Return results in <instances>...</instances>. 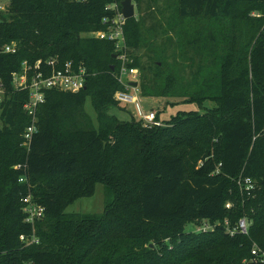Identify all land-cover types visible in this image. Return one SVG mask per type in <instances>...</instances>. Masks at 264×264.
I'll return each instance as SVG.
<instances>
[{
  "label": "trees",
  "instance_id": "obj_1",
  "mask_svg": "<svg viewBox=\"0 0 264 264\" xmlns=\"http://www.w3.org/2000/svg\"><path fill=\"white\" fill-rule=\"evenodd\" d=\"M122 1L10 0L0 13V46H18L0 54L11 92L0 106V264H261L252 250L264 251V16L252 14L264 15V0H166L164 8L150 0L158 25L126 20V65L139 70L142 98L215 105L165 127L110 113L122 110L114 100L125 88L120 52L92 34L107 29V8ZM50 58L82 65L89 77L78 93L46 92L27 150L29 94L12 92V74ZM21 164L25 184L14 169ZM29 183L46 215L36 224L39 243L25 247ZM98 184L108 198L101 215L67 212ZM241 219L248 233H227ZM205 221L214 230L186 231Z\"/></svg>",
  "mask_w": 264,
  "mask_h": 264
},
{
  "label": "built area",
  "instance_id": "obj_2",
  "mask_svg": "<svg viewBox=\"0 0 264 264\" xmlns=\"http://www.w3.org/2000/svg\"><path fill=\"white\" fill-rule=\"evenodd\" d=\"M112 10L114 15L111 19L105 18L103 24H107L105 31L94 32L93 37L99 40H107L113 42L116 46V50L119 53V60L121 61L120 72L117 74V79L125 87L123 91H118L114 95V100L120 105H138L140 102L139 87H132L129 83L139 82L140 74L138 69L129 68L126 63L127 57V45L124 27L126 19L117 5H111L107 8ZM7 7L0 4V13H6ZM253 17L260 18L264 15L259 13H253ZM2 20L0 19V26ZM18 46L16 43L0 46V54H17ZM89 77L88 71L84 66L80 65L75 67L73 63L66 62L62 64L56 58H50L47 60H38L34 64H30L24 61L21 65V69L18 72L12 74V92H28V101L24 104V111L31 119V123L26 127L22 134L23 143L22 146L27 150L30 149L33 136L38 132V112L39 108L46 102V92L48 90H56L66 93H78L86 87L87 78ZM127 77L129 83L123 82ZM11 96V92L8 89L3 78L0 77V106L5 104L8 98ZM145 127H161L163 123L158 119V115L155 112L148 114L142 113L141 120ZM16 170L23 171V175L19 179L21 183H28L27 164H21L14 167ZM244 185L246 191H252L255 189V183L251 178L244 179ZM22 210L25 215L24 222L32 227V233L30 235H21L20 241L25 247L39 243V238L36 236V224L38 221H42L46 215V208L37 203L32 194V186L28 184V192L22 196ZM229 207V206H227ZM228 225V222H226ZM248 223L246 219H241L234 228H228L227 233L235 235L237 233L247 234ZM215 226L211 225L208 221H205L201 227L202 231L214 230ZM253 261L264 264V251L258 246H254L252 250Z\"/></svg>",
  "mask_w": 264,
  "mask_h": 264
},
{
  "label": "rangeland",
  "instance_id": "obj_3",
  "mask_svg": "<svg viewBox=\"0 0 264 264\" xmlns=\"http://www.w3.org/2000/svg\"><path fill=\"white\" fill-rule=\"evenodd\" d=\"M135 6V17L144 23L145 27H153L158 25V21L163 18L157 9L150 8V0H141L139 4L132 0ZM0 4L8 7L10 0H0ZM169 1L159 0L158 6L164 8L168 6ZM188 72V71H187ZM140 74V73H139ZM123 82L129 83L127 77L124 78ZM140 102L138 105H120L122 110L114 108L110 111L112 115H115L121 122L131 121L134 117L136 120L140 121L142 113L155 112L158 115V119L163 123V127L168 126L167 123L171 122L174 117L182 113H205L215 107L214 103L210 101H205L201 105L198 102H186L184 100H170V99H146L142 98L139 94ZM85 111L91 117L94 124H97V114L92 106L91 99L88 98L85 104ZM108 201L105 187L102 184L96 186V191L93 197H86L77 200L68 209V213H83V214H96L101 215L104 212L105 205ZM228 208L231 207V203H227ZM247 221V220H246ZM248 225L249 222L247 221ZM198 224V223H197ZM204 222L198 225H189L186 227V231H202L201 227ZM153 244V243H152Z\"/></svg>",
  "mask_w": 264,
  "mask_h": 264
},
{
  "label": "water",
  "instance_id": "obj_4",
  "mask_svg": "<svg viewBox=\"0 0 264 264\" xmlns=\"http://www.w3.org/2000/svg\"><path fill=\"white\" fill-rule=\"evenodd\" d=\"M121 6H122V13H123L126 20L135 17V15H136L135 6H134L132 0H123L121 3ZM114 57L117 58L118 56L115 55ZM114 69H115V67L112 66V70H114ZM129 84L132 87H139V82H131ZM84 89H86V87ZM150 248H154V245L151 244Z\"/></svg>",
  "mask_w": 264,
  "mask_h": 264
}]
</instances>
